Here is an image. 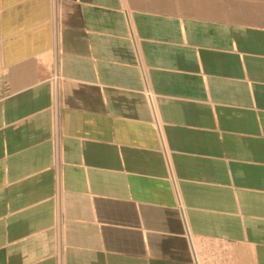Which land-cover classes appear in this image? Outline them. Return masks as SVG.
Masks as SVG:
<instances>
[{"label": "crops", "instance_id": "0c3cea01", "mask_svg": "<svg viewBox=\"0 0 264 264\" xmlns=\"http://www.w3.org/2000/svg\"><path fill=\"white\" fill-rule=\"evenodd\" d=\"M0 264H264V0H0Z\"/></svg>", "mask_w": 264, "mask_h": 264}]
</instances>
